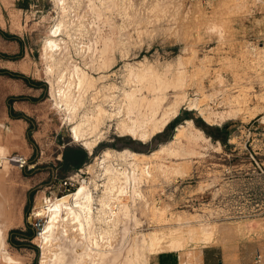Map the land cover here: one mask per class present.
<instances>
[{"label": "rangeland", "instance_id": "1", "mask_svg": "<svg viewBox=\"0 0 264 264\" xmlns=\"http://www.w3.org/2000/svg\"><path fill=\"white\" fill-rule=\"evenodd\" d=\"M53 2L0 0V71L13 75H0V123L4 125L0 128V138L7 146V159L12 165L9 175L1 181L0 200L18 221L7 231V250L21 264H38L41 251L33 242L39 231L37 218L33 216L38 196L54 198L74 191L79 183L89 180L87 167L104 149L128 148L140 153L154 150L170 140L176 126L189 120L186 119L189 116L193 124L196 120L207 126L225 127V144L218 141L220 151L210 149L192 159L183 177L162 178L158 170L150 168L152 176L145 177L144 185L148 203L158 207L168 205L173 216L204 212L208 222L218 227L238 225V232L223 233V242L216 236L214 244L207 247L188 244L187 251L196 253L211 247L212 253L222 255L223 264H264V4L255 0H135L139 26L132 23L125 31L131 41L125 58L115 49V38L111 40L114 43H101L106 33L115 29L114 25L109 29L104 20L95 19L90 39L93 42L96 37L100 44L94 45L97 55L90 53L85 59L90 67L87 71L94 78L101 73L107 77L108 84L119 85L123 64L144 59L158 68L162 76H173L180 57L189 76L185 86L189 99L201 100L203 93H213L211 100L201 104L206 103L214 112H227L228 95L244 96L239 111L214 125H208L196 110L182 105L166 130L147 143L121 136L113 126L105 130L103 139L89 155L80 143H72L69 125L49 106L40 47L52 21L58 17ZM238 2L243 7H236ZM114 14L106 16L118 23L119 18ZM259 50L263 61L260 68L254 59ZM77 61L82 64L78 58ZM99 65L103 71H93ZM256 72L263 75L259 78ZM167 92L168 97L172 96V90ZM6 128L11 130L8 136L4 132ZM68 148L85 152L87 159L80 168L62 163L63 152ZM16 159L25 161L22 167ZM65 180L73 183L72 188L61 186ZM141 206L136 211L141 222L136 227L131 222V233L150 229ZM17 231L24 234L33 231L34 237L22 238ZM10 240L19 246H13ZM185 251L178 253L181 259ZM258 255L261 262L255 263L253 258ZM153 258L150 257L148 264Z\"/></svg>", "mask_w": 264, "mask_h": 264}, {"label": "bare ground", "instance_id": "2", "mask_svg": "<svg viewBox=\"0 0 264 264\" xmlns=\"http://www.w3.org/2000/svg\"><path fill=\"white\" fill-rule=\"evenodd\" d=\"M53 1L58 17L49 26L40 47L49 106L63 123L69 125L72 143H80L89 155L103 139L105 130L113 126L121 136L140 143L149 142L178 116L182 105L196 110L208 125L217 124L240 110L244 95H228L227 112H214L206 103L201 104L204 100H211L213 93H203L201 100L189 99L185 92L189 76L180 57L173 76H162L158 68L144 59L123 64L119 85L108 84L107 77L96 71L99 76L94 78L87 71L90 67L85 62L90 53L97 55L98 52L94 45L100 41L96 37L93 42L90 39L94 20H104L109 29L114 25L115 29L108 31L101 43L107 45L115 38V49L125 58L131 44L125 31L133 26L132 23L137 28L139 26L135 0ZM255 1L264 4L263 0ZM236 7L243 5L238 2ZM113 12L119 18L118 23L106 16ZM89 16L92 17L90 22ZM255 56L260 68L262 52L259 50ZM96 69L103 71V66L99 65L93 71ZM261 75L257 74L259 78ZM168 90H172L170 97ZM3 127L0 123V128ZM4 132L8 136L11 130L6 128ZM210 149L220 151V143L213 144L192 120L178 124L170 140L148 153L128 148L104 149L87 167L88 181H82L74 191L58 197L36 198L33 216L45 218L42 229L33 239L41 251L38 264H148L150 257L185 251L188 244L207 247L216 241V236H220L221 242L223 233L236 231L238 225L224 228L213 223L216 227H212L204 212L173 216L169 214L168 205L158 207L148 203L144 194L145 177L150 179L152 176L150 168L158 170L162 178L168 175L183 177L187 174L188 163ZM7 153V146L0 138V184L12 166ZM199 188L203 189L202 186ZM140 204L151 226L147 232L131 233V222L135 227L141 222L136 218ZM17 223L0 200V264H21L6 247L7 231ZM200 260L201 251L192 253L186 250V264H200Z\"/></svg>", "mask_w": 264, "mask_h": 264}, {"label": "trees", "instance_id": "3", "mask_svg": "<svg viewBox=\"0 0 264 264\" xmlns=\"http://www.w3.org/2000/svg\"><path fill=\"white\" fill-rule=\"evenodd\" d=\"M6 38H14V37H6ZM6 74L8 75L9 73H7L6 71H0V75H6ZM32 86L35 87L34 85ZM186 119L193 120V118L189 116H187ZM194 124L196 127L200 128L207 136L211 137L214 141H219L220 143L225 144L227 137V133L225 132L226 131L225 127L218 128V127L207 126L204 123L196 120H194ZM86 159L87 156L85 152L79 149H70V148L65 149L62 155V163L74 167L75 169L80 168L81 165L86 161ZM17 234L18 236L26 239H32L34 237L33 231H29L26 234H24L21 231H17ZM9 242L15 247L19 246L17 242H12L11 240Z\"/></svg>", "mask_w": 264, "mask_h": 264}, {"label": "crops", "instance_id": "4", "mask_svg": "<svg viewBox=\"0 0 264 264\" xmlns=\"http://www.w3.org/2000/svg\"><path fill=\"white\" fill-rule=\"evenodd\" d=\"M210 250H212L211 247L209 249L206 248L201 250L200 264H223L222 255L220 256L221 257L220 259V257H218V254L212 253V251ZM178 253L181 252L161 253L159 255L152 256L154 258L151 264H172V260L174 261L175 258H176V262H173V264H186V251H185L184 259H181V256H179ZM257 257H260V255H258ZM257 257L253 258L255 260V263L261 262V257L260 260H257Z\"/></svg>", "mask_w": 264, "mask_h": 264}, {"label": "built area", "instance_id": "5", "mask_svg": "<svg viewBox=\"0 0 264 264\" xmlns=\"http://www.w3.org/2000/svg\"><path fill=\"white\" fill-rule=\"evenodd\" d=\"M15 162L20 163L21 167L25 163V161H23L22 159H16ZM61 186H63L64 189L68 190V189L72 188L73 183L71 181H69V180L68 181L65 180ZM35 218H37V227H38V230L40 231L42 229L43 225H44V221L45 220H44V218H40L38 216L35 217ZM39 231L37 232V234L39 233ZM257 260H260V257H257Z\"/></svg>", "mask_w": 264, "mask_h": 264}]
</instances>
